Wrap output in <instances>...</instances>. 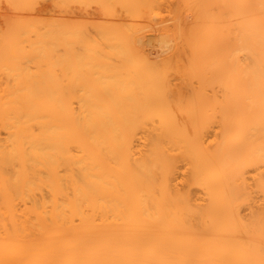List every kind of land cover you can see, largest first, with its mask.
I'll list each match as a JSON object with an SVG mask.
<instances>
[{"label":"bare ground","instance_id":"6f19581e","mask_svg":"<svg viewBox=\"0 0 264 264\" xmlns=\"http://www.w3.org/2000/svg\"><path fill=\"white\" fill-rule=\"evenodd\" d=\"M177 2L0 0V264H264V0Z\"/></svg>","mask_w":264,"mask_h":264},{"label":"rangeland","instance_id":"374dc122","mask_svg":"<svg viewBox=\"0 0 264 264\" xmlns=\"http://www.w3.org/2000/svg\"><path fill=\"white\" fill-rule=\"evenodd\" d=\"M177 1H179V0H176V1H175V0H170V4H171L172 2H174V4L172 3L171 5H168V7L170 6V7H169L170 10L168 9V7H167V9L164 7L166 10L163 8V9H164L163 11H165V13L162 12V15L165 16V15L168 14L167 16H165V17H167V18L169 17V20H168V21H165L164 24H162V23L159 22V23L161 24V26H159V25H160L159 23H158V24L155 23L156 26L158 25L159 27H158V26L155 27V26H154L155 24L152 25L153 27L150 26V27H152V28L155 27V30H154V29H151V32L154 30L153 32H154L155 34L157 33L156 36H155V34L150 33V29H147V30H146L147 33H148V35L151 37V44H154L153 46H151V44H150V45L148 46V48H150V46H151V50H152L153 47L156 48V51H154L155 49H153V51H152L153 53H154V52H157L158 47L160 46V45L158 46L159 43H155V42H157L158 37H160L161 35H166V36L168 35L167 37L165 36L166 38L169 37L168 39H170V37L172 36L171 39H172V40L175 39V35H173V30H172V29H169V28L172 27V24H173V23H174L173 25H177L178 23H180L181 21L179 22V20L182 19L181 15L183 14V13L181 14V10H182V9L179 8V9H181V10H180V14H181V15H179V9H178L179 5H178V2H177ZM168 4H169V0H168ZM176 4H177V6H176ZM173 5H174V6H173ZM180 6H181V5H180ZM171 7L173 8V10H172ZM174 7H176V8H174ZM174 9H175V10H174ZM173 11H174V12H173ZM175 11H177V12H175ZM163 13H164V14H163ZM171 13H172V17H173V18L170 16ZM173 15H175V16H173ZM177 15H178V16H177ZM179 16H180L181 18H180ZM170 17H171V18H170ZM158 18H159V17H158ZM158 18L155 17L154 22H155V20H157ZM176 19H177V22H176V23H175V22H172L173 20L176 21ZM156 22H157V21H156ZM167 22H168L167 26L169 27L168 29L166 28L167 26L165 25ZM170 22H171V23H170ZM170 25H171V26H170ZM156 28L158 29L159 32H162V30H163V31L165 30L164 32H166L167 30H168V32H169V31H170V32H169V33H168V32H166V33L162 32V33H164V34H162V33L158 34V31H157ZM172 28H175V26H173ZM159 29H160L161 31H160ZM174 30H175V29H174ZM149 33H150V34H149ZM148 35H147V36H148ZM151 35H152L153 37H152ZM161 37H162V36H161ZM152 38H153V39H152ZM177 40H178V42H180V39H177ZM153 41H154V43H153ZM175 42H176V39L173 40V41H171L170 45H171L172 47H171V46L169 47L170 50L168 49L169 51H166L167 53H166V52L163 53V52L161 51L162 49H161V50H158V54L160 53L159 51L162 52V54L160 53V57H161L163 54H165V53H166V55H167V54H168V55H169V54H173V53H171V51H174V45L177 46V44H179V43H175ZM172 43H173L174 45H173ZM156 45H157V46H156ZM177 47H178V46H177ZM160 48H161V47H160ZM171 49H172V50H171ZM175 51H176V50H175ZM169 52H170V53H169ZM158 54H157V53H154V55H158ZM163 56H164V55H163Z\"/></svg>","mask_w":264,"mask_h":264}]
</instances>
